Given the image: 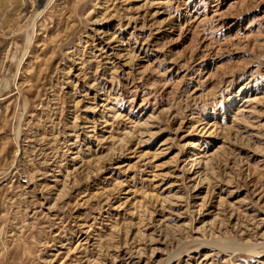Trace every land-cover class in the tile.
Instances as JSON below:
<instances>
[{
  "label": "rangeland",
  "instance_id": "obj_1",
  "mask_svg": "<svg viewBox=\"0 0 264 264\" xmlns=\"http://www.w3.org/2000/svg\"><path fill=\"white\" fill-rule=\"evenodd\" d=\"M0 264H264V0H0Z\"/></svg>",
  "mask_w": 264,
  "mask_h": 264
}]
</instances>
